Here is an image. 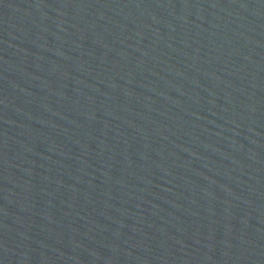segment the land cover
<instances>
[{
    "label": "water",
    "instance_id": "95a60500",
    "mask_svg": "<svg viewBox=\"0 0 264 264\" xmlns=\"http://www.w3.org/2000/svg\"><path fill=\"white\" fill-rule=\"evenodd\" d=\"M0 264H264V0H0Z\"/></svg>",
    "mask_w": 264,
    "mask_h": 264
}]
</instances>
